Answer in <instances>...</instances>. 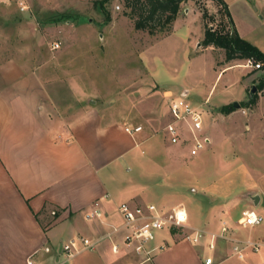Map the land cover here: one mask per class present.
Wrapping results in <instances>:
<instances>
[{"label":"crops","instance_id":"obj_1","mask_svg":"<svg viewBox=\"0 0 264 264\" xmlns=\"http://www.w3.org/2000/svg\"><path fill=\"white\" fill-rule=\"evenodd\" d=\"M223 2L232 22L231 30L264 52L252 26L260 24L247 0ZM259 6L264 8V3ZM235 7L242 13L235 12ZM185 12L188 16L189 10ZM246 61L220 64L217 78L232 69L240 70L241 75L236 92H229L236 78L224 82L221 106H242L239 102L243 101L252 76ZM46 65L31 67L25 61L0 65V264H204L207 258L213 264H264V230L260 225L240 226V217L234 222L228 207L222 205L198 219L184 207V194L174 200L156 192L163 185L158 179L163 178V167L184 166V150L195 159L203 154L202 150V154L190 156V135L184 126L179 128V141L171 144L164 131L171 122L168 108L163 123L151 118L143 124L111 121L97 110L83 109L82 103L89 102L88 91L78 81H71L70 91L73 87L74 91L70 96L63 93L60 75ZM188 92L181 91L186 95ZM163 93L166 98H173L171 91ZM191 104L201 108L205 100L199 104L192 98ZM256 119L262 120L260 125ZM246 121L249 133L245 149L255 169L256 159H264V114H249ZM137 126L141 131L133 135L124 130ZM160 133L162 136L153 142L152 137ZM168 143L174 146L167 147ZM133 168L137 175H130ZM252 193L259 195L256 201H260L264 183L261 189L253 187ZM123 203L131 207L154 205L160 214L182 206L188 227L203 232V236L193 243L185 235L173 232L176 230L160 232L150 247L161 249L155 251L151 262L141 263L142 258L123 244L122 234L111 233L112 227L123 224L118 213V206ZM94 205L102 217L86 220L85 214ZM255 208L248 205L241 214L254 211L264 218ZM80 238L95 241L94 249L67 258L62 246L74 240L82 248ZM233 241H252L261 246L258 251L243 249L238 258ZM114 244L118 245L117 252L112 250ZM233 259L236 262L230 263Z\"/></svg>","mask_w":264,"mask_h":264},{"label":"rangeland","instance_id":"obj_2","mask_svg":"<svg viewBox=\"0 0 264 264\" xmlns=\"http://www.w3.org/2000/svg\"><path fill=\"white\" fill-rule=\"evenodd\" d=\"M103 1L0 0V65L25 61L38 68L46 63L52 73L60 75L63 93L69 96L73 93L71 81H78L87 89L89 102L82 103L83 109L97 110L109 120L127 125L147 123L150 118L163 123L169 102L178 98L181 91L188 90L185 98L188 102L192 98L199 104L205 100L200 108L202 135L210 137L212 143L196 159L184 150V166L163 167V178L158 177L163 187L160 185L156 192L174 200L184 194L187 196L184 207L198 219L221 205L228 207L234 222L248 205L256 206L264 216V196L261 194V200L256 201L259 195L250 194L253 187L261 189L264 183V159H256L259 165L252 169L245 149L249 133L247 116L264 114V89L258 91L255 87L264 73L260 69H247L252 76L244 99L239 102L242 106L227 115L220 112L227 106H221L224 82L236 78L229 91L236 92L241 75L240 70L232 69L217 78L220 64L224 63V51L200 45L207 26L217 30L221 22L227 24L217 4L211 0H186L180 5L173 32L151 35L135 28V16L129 15L131 9L125 0ZM247 2L260 24V27L252 24L254 36L264 47V8L259 6L264 0ZM233 10L242 13L239 7ZM61 14L69 18L49 22ZM165 90L172 92V99L163 95ZM253 96H256L254 102L249 103ZM256 120L260 125L262 120ZM182 126L178 124V130ZM161 136L160 133L151 140L154 142ZM173 146L168 143L167 147ZM131 172L130 175H137L136 168ZM169 212L171 209L163 214ZM258 227L264 230V221ZM174 230L181 236L190 232ZM164 231H156L154 235ZM167 245L169 249L171 244ZM233 262L236 260L230 261Z\"/></svg>","mask_w":264,"mask_h":264},{"label":"built area","instance_id":"obj_3","mask_svg":"<svg viewBox=\"0 0 264 264\" xmlns=\"http://www.w3.org/2000/svg\"><path fill=\"white\" fill-rule=\"evenodd\" d=\"M115 9L119 10V6H116ZM56 47L58 46H55V48ZM245 66L252 70L260 69V64L253 60H247ZM186 96V93H181L178 98L172 99L169 102L168 110L171 122L165 126L164 131L169 135L171 144H176L180 137L178 124H182L190 135L189 141L191 142V148L189 154L195 157L204 150L206 146L210 145L211 140L208 136L202 135L203 123L200 108L188 102L185 99ZM124 130L126 133L133 135L139 133L141 127H126ZM96 205L85 214L86 220L100 219L102 217V212ZM118 213L122 218L123 224L120 228L112 227L111 233L113 235L121 233L123 244L130 248L137 256L142 258L141 263L151 262L155 251L161 249V247H150V244L154 241V233L156 231L190 229L187 225V213L182 206H176L171 209V212L164 215L160 214L154 205L131 207L127 203H123L118 206ZM263 221L264 219L260 214L254 211H244L237 222L242 227H255L261 225ZM222 232H226L225 228ZM108 236L110 237V234ZM202 236L203 232L190 229V232H187L184 237L196 243ZM215 237V235H212V238ZM79 243L82 245V248H78L74 240H70L62 246V251L65 252L67 258L73 257L82 250H93L96 244L95 241L85 238H80ZM233 243V250L238 258L242 257L243 249L249 248L253 251H258L261 246V244L252 241H233ZM209 247L213 248V244H210ZM112 250L117 252L118 245L114 244ZM28 264H32V262L29 261ZM204 264H213V261L211 258H207Z\"/></svg>","mask_w":264,"mask_h":264},{"label":"trees","instance_id":"obj_4","mask_svg":"<svg viewBox=\"0 0 264 264\" xmlns=\"http://www.w3.org/2000/svg\"><path fill=\"white\" fill-rule=\"evenodd\" d=\"M107 0H104L105 3ZM186 0H125L126 6L130 8V16H135L134 26L137 30L147 31L154 35L157 33L169 34L172 25L177 17L181 3ZM219 8V13L226 21V25L221 22L219 29L211 30L208 26L204 29L203 41L201 46L204 48L213 47L224 51V61L253 60L260 64V70L264 73V53L257 47L245 41L234 31L231 30L232 22L223 0H211ZM101 3V6L103 5ZM102 8V7H101ZM106 13L105 10H101ZM65 14L49 20L50 23H58L63 19H68ZM204 18V17H203ZM108 20V16H107ZM223 21V20H222ZM258 91L264 89V74L255 85ZM256 96L250 98L249 103L254 102ZM237 109L234 104H229L220 109L222 114H229Z\"/></svg>","mask_w":264,"mask_h":264},{"label":"water","instance_id":"obj_5","mask_svg":"<svg viewBox=\"0 0 264 264\" xmlns=\"http://www.w3.org/2000/svg\"><path fill=\"white\" fill-rule=\"evenodd\" d=\"M255 91H256V89H255V87H253L252 90H251V92L254 93ZM234 106H235L236 108H238V105H237L236 103H234Z\"/></svg>","mask_w":264,"mask_h":264}]
</instances>
